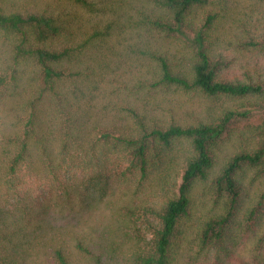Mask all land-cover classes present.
<instances>
[{"label": "trees", "instance_id": "obj_1", "mask_svg": "<svg viewBox=\"0 0 264 264\" xmlns=\"http://www.w3.org/2000/svg\"><path fill=\"white\" fill-rule=\"evenodd\" d=\"M0 264H264V0H0Z\"/></svg>", "mask_w": 264, "mask_h": 264}, {"label": "rangeland", "instance_id": "obj_2", "mask_svg": "<svg viewBox=\"0 0 264 264\" xmlns=\"http://www.w3.org/2000/svg\"><path fill=\"white\" fill-rule=\"evenodd\" d=\"M262 114H263L262 111L253 112V116L250 118V122L253 124H258L261 117H263ZM242 123H245V122H242Z\"/></svg>", "mask_w": 264, "mask_h": 264}]
</instances>
